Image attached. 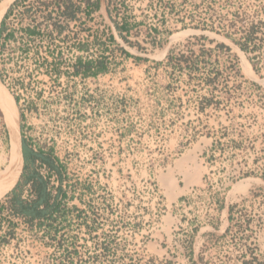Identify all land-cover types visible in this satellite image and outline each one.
Returning <instances> with one entry per match:
<instances>
[{
	"label": "rangeland",
	"instance_id": "1",
	"mask_svg": "<svg viewBox=\"0 0 264 264\" xmlns=\"http://www.w3.org/2000/svg\"><path fill=\"white\" fill-rule=\"evenodd\" d=\"M11 3L10 54L31 41ZM74 37L44 32L34 64L1 67L21 139L58 158L64 197L51 220L15 213L13 192L35 198L23 162L0 196V264H264V0H100L83 60L105 70L82 79L45 59ZM12 149L0 108V173ZM34 167L54 195L57 175Z\"/></svg>",
	"mask_w": 264,
	"mask_h": 264
},
{
	"label": "built area",
	"instance_id": "2",
	"mask_svg": "<svg viewBox=\"0 0 264 264\" xmlns=\"http://www.w3.org/2000/svg\"><path fill=\"white\" fill-rule=\"evenodd\" d=\"M8 12L16 17L20 32L23 31L28 38L26 32L29 28L35 30V37L42 36L44 32L57 39L74 35V40L70 42L61 41L57 46H49L45 59L48 63L53 62L55 66L60 65L61 69L66 65V73L71 74V77H84V0H14Z\"/></svg>",
	"mask_w": 264,
	"mask_h": 264
},
{
	"label": "trees",
	"instance_id": "3",
	"mask_svg": "<svg viewBox=\"0 0 264 264\" xmlns=\"http://www.w3.org/2000/svg\"><path fill=\"white\" fill-rule=\"evenodd\" d=\"M86 1L85 6V15L88 17L92 9L99 8L100 0H95V2L90 3L89 0ZM128 23L125 17H123L120 25L117 24V29L128 31ZM241 49L247 50L244 44H240ZM83 66V75L90 76L96 75L105 70L104 62L99 61L97 63V68L92 69V62L86 61L82 64ZM23 143L25 142L22 140ZM23 156H24V174H23V183H31L34 192L35 198L31 201H24L19 197L18 192H13L11 199V206L15 213L26 217L30 222L34 220L41 219H53L55 213L60 212L59 201L64 197V192L62 189V176H61V167L57 164L56 157L53 156L51 150L45 151L42 149H32L27 146L26 142L23 145ZM39 160L40 165L47 167L51 172H54L57 175L59 185L55 187V194L49 191V176H44L38 172L34 167L36 161ZM64 169V167H63ZM18 186V185H17ZM16 191V190H15Z\"/></svg>",
	"mask_w": 264,
	"mask_h": 264
},
{
	"label": "bare ground",
	"instance_id": "4",
	"mask_svg": "<svg viewBox=\"0 0 264 264\" xmlns=\"http://www.w3.org/2000/svg\"><path fill=\"white\" fill-rule=\"evenodd\" d=\"M11 1L12 0H1L0 18H1V15L3 14V11L7 8L8 4ZM0 108H2L3 112L5 113V119L8 124L11 145H12V148L14 147V149H12L13 153H12V159L10 161V164L7 166L5 171L0 173V196H1L4 192H6L13 185L21 169V165H22L20 154L18 151V145H17V132L14 128L15 123H16V118H17V107L14 103V100H12V96L10 95L9 91L5 89V87L1 83H0ZM198 179H199V173H195L192 180L195 181ZM162 181L169 187H171V185L173 184V180L169 178V176L163 177ZM244 186H245L244 184L239 183L237 184L236 189L243 190ZM178 188H175V189L178 190ZM182 189L183 188L179 190L181 191ZM169 192H170V197H173V195L175 193L177 194L179 191L176 192L175 190H173V188H171Z\"/></svg>",
	"mask_w": 264,
	"mask_h": 264
},
{
	"label": "flooded vegetation",
	"instance_id": "5",
	"mask_svg": "<svg viewBox=\"0 0 264 264\" xmlns=\"http://www.w3.org/2000/svg\"><path fill=\"white\" fill-rule=\"evenodd\" d=\"M6 14H7V12H4V14L0 20V73L2 71L1 67L5 63L9 64L10 62H12V59H13L12 53L15 55V58L22 57L23 55L27 54L29 57L31 56V62H32V64H34L33 63L34 62V54H35V51H34L35 30L34 29L29 28L26 32L27 35L29 36V39H31V41L28 43V45L21 44L20 46L16 47V49L18 50L17 51L18 54H16L17 52H14V50L11 51V54L9 52L6 53L5 49L9 45L10 40L15 39L14 30L6 27V21H5L6 20ZM4 55H6L7 57H5ZM9 67H10V64L8 65V68H6V71L12 69ZM19 85H23L22 80H20ZM12 100H14L13 96H12ZM17 102L18 101L15 99L14 103H17ZM22 148H23V146H22ZM22 148H21V150H22Z\"/></svg>",
	"mask_w": 264,
	"mask_h": 264
},
{
	"label": "water",
	"instance_id": "6",
	"mask_svg": "<svg viewBox=\"0 0 264 264\" xmlns=\"http://www.w3.org/2000/svg\"><path fill=\"white\" fill-rule=\"evenodd\" d=\"M12 1H14V0H12ZM11 1V2H12ZM10 2V3H11ZM2 16L3 15H1V18H2ZM1 18H0V20H1ZM0 83H1V81H0ZM1 110H2V108H1ZM2 112H3V110H2ZM4 113V112H3ZM4 116H5V113H4ZM8 125V124H7ZM15 130H16V132H17V145H18V151H19V154H20V158H21V163L23 164V162H24V156H23V150H21V148H22V139H21V136H20V126H19V122H18V114H17V118H16V123H15ZM18 175H19V173H18ZM18 175H17V177H18ZM17 177H16V179H17ZM16 181V180H15ZM15 183V182H14ZM13 183V184H14Z\"/></svg>",
	"mask_w": 264,
	"mask_h": 264
}]
</instances>
